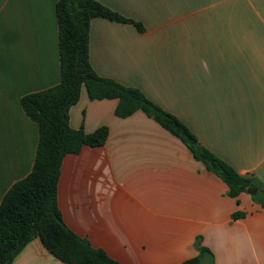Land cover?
Here are the masks:
<instances>
[{"label":"crops","instance_id":"crops-1","mask_svg":"<svg viewBox=\"0 0 264 264\" xmlns=\"http://www.w3.org/2000/svg\"><path fill=\"white\" fill-rule=\"evenodd\" d=\"M58 0H0V202L32 169L38 127L21 98L60 81ZM141 24L93 18L89 62L97 75L136 88L176 117L211 154L264 185V0H96ZM84 88L69 125L100 147L61 161L63 223L121 264H264V208L239 203L186 145L137 110ZM236 212L244 213L232 218ZM11 264H65L38 237Z\"/></svg>","mask_w":264,"mask_h":264},{"label":"trees","instance_id":"trees-1","mask_svg":"<svg viewBox=\"0 0 264 264\" xmlns=\"http://www.w3.org/2000/svg\"><path fill=\"white\" fill-rule=\"evenodd\" d=\"M60 81L46 90L21 98L26 115L37 124L38 143L31 172L14 183L0 202V264H11L28 242L38 237L44 248L65 264H121L103 250L71 231L62 221L57 206L56 188L60 164L67 154H77L87 147L105 144V126L91 133L69 125V110L82 88L90 100L116 99L114 114L120 118L137 110L153 119L170 134L180 139L196 160L216 175L228 188V196L238 197L247 189H255L251 198L264 208V185L254 177L238 174L211 154L195 135L176 117L162 110L136 88L96 74L89 62L88 32L93 18L118 23H131L138 31L141 24L126 19L96 0H58L55 7ZM244 213L236 212L232 218ZM211 253L199 247L198 254L181 264H200Z\"/></svg>","mask_w":264,"mask_h":264},{"label":"water","instance_id":"water-1","mask_svg":"<svg viewBox=\"0 0 264 264\" xmlns=\"http://www.w3.org/2000/svg\"><path fill=\"white\" fill-rule=\"evenodd\" d=\"M246 192L248 194H250V195H255L256 194V190L255 189H251V188L247 189Z\"/></svg>","mask_w":264,"mask_h":264}]
</instances>
